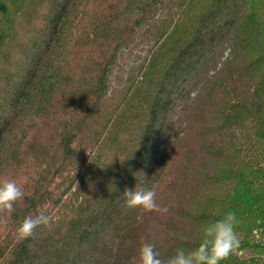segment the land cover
<instances>
[{
	"label": "trees",
	"instance_id": "1",
	"mask_svg": "<svg viewBox=\"0 0 264 264\" xmlns=\"http://www.w3.org/2000/svg\"><path fill=\"white\" fill-rule=\"evenodd\" d=\"M0 178V264L167 259L229 211L221 264H264V0H0Z\"/></svg>",
	"mask_w": 264,
	"mask_h": 264
},
{
	"label": "clouds",
	"instance_id": "2",
	"mask_svg": "<svg viewBox=\"0 0 264 264\" xmlns=\"http://www.w3.org/2000/svg\"><path fill=\"white\" fill-rule=\"evenodd\" d=\"M123 195L128 208H140L145 212L168 211L157 203V193L154 188L125 189ZM23 196L22 187L15 180L0 178V214L11 215L15 211L14 206ZM238 224L236 213L229 211L204 227L202 239L197 247L188 252L178 249L167 259L161 258L154 244L142 243L138 251L139 264H221L240 247L241 241L236 232ZM40 226H51L49 216L41 213L25 217L16 228L17 239L19 241L29 239Z\"/></svg>",
	"mask_w": 264,
	"mask_h": 264
}]
</instances>
